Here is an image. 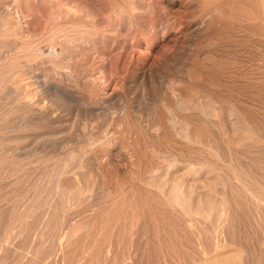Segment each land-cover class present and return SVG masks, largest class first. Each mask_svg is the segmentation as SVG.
Masks as SVG:
<instances>
[{
    "label": "bare ground",
    "instance_id": "6f19581e",
    "mask_svg": "<svg viewBox=\"0 0 264 264\" xmlns=\"http://www.w3.org/2000/svg\"><path fill=\"white\" fill-rule=\"evenodd\" d=\"M29 1L32 2L29 5L32 4L48 5L49 11L43 14V20H42L43 24H41L40 22L38 24V25L40 24L42 25L41 30L38 29L30 30L28 28L29 18L27 19V15L29 13L22 11V8L20 7V3H21L20 0H0V127L8 122L5 121L7 116L9 117L10 115L12 116L17 114L22 118V120L23 118L25 119V117H28L27 119L23 120L24 125L19 126L17 128V131L34 132L40 130V132L34 134L33 138H31L32 144H30L31 145L30 149H27V147H29L28 145L26 147L25 146L21 147L16 144L13 147V149L12 148L9 149L10 146L9 144H11L12 142L17 143L18 141L21 144L23 140H25V136L22 135L6 136L7 134L6 135L4 134L5 135L4 136L3 134H1L0 181L3 179L6 172L8 173L7 171L8 168L4 167V164L6 157L9 155L18 157L24 155L26 151L28 152L31 151L34 152L35 154H39L42 157H44L47 160V162L49 161L50 163L56 162L54 164V166L56 165V167H54L55 169L51 167L52 169L49 170L48 172L44 171L43 175H46L47 180L41 179L42 181L39 180L37 182L38 184L35 183L36 182L35 181L34 182V184H36V186L34 185L35 190L29 194H23V196H21L23 198V201L25 199L27 200V202L25 201L22 204L23 206H17L16 204H14L10 209L7 210L9 211L8 216H5L7 218L3 220L2 218L4 215L3 216L0 215L1 225L2 222H5L4 223L5 225L3 224L4 234L0 238V264L6 261L5 254L6 252L9 251H11L13 254L11 261H9L10 264H51L52 263L50 261L52 256L51 254L55 252L56 246L57 247L60 246L61 244L60 241H62V240L59 241L61 237L58 238L60 236V234L58 236V233L59 232L61 233L60 229L62 228V226L68 225V223H70V220L73 219L75 213L77 214L81 211L86 212L91 209H94L97 204L96 199L98 198L99 192H102L103 189L104 192L106 193H110L113 191L112 183H111V173H110L111 170L113 169V172L116 173L128 172L129 168L132 167L134 164L133 162L134 158L138 160L136 174L132 173L130 177L129 176L127 177L126 182L128 181L129 185L127 190L126 189L125 190L128 191L130 194H132L134 197L138 196L141 198V200H144V202L142 201L143 206L150 209L151 212H153L154 214L156 213L162 215L164 213H167L170 216H172V219H169L170 223L178 222V218L181 213H186L187 216L191 217L192 214H195L197 213V211L200 210L218 212L220 214L222 213V216H224L226 212L228 213V211H230L231 209H236V210L254 209L256 211L264 210V191L262 190L263 188L261 184L258 183V181H256L257 177L254 174L255 171L253 172L248 169L246 170L244 166H242L240 162H236L235 159L232 158L226 159L225 157L226 155L224 153V149H225V151H227L229 154L234 153L233 155L237 156L238 153L243 154L241 150L243 147H245V145L247 147H255L257 144L264 143V137H262L261 135H260L261 137H258L257 135L255 119L251 118L242 111H241L242 113L240 112L239 101L229 100L225 98L219 99L216 97L211 98L210 94H208L209 96H206L205 98L210 99L215 104L217 110L221 111V109L224 108L226 105L228 109L227 111H229L226 117L223 116L221 113L210 114L207 111V106H205L207 104L206 102H204L206 104H201L203 101L199 103L197 100L193 99V97L184 99L181 96V91L178 85H173L171 86L172 89L169 90L171 91L169 93H172L173 96L171 97L163 96L164 99H162L160 95H158V97L162 99V102L164 101L165 104L169 106L168 115L167 116L165 115L164 117L158 115L155 116V114L151 115L153 116L150 123L151 126L149 125L147 127V125L144 126L145 122L144 121L142 122L141 118L138 117L136 114H134L135 112L134 113L132 111H129L128 113L123 112V106L121 105V101L118 98L119 97L118 93L116 97V95H114L113 92H111L112 90L108 91L105 89L104 85L107 84L106 83L104 84L102 80H103V76H106V71H104L105 68L103 70L102 67H105L106 65L100 66L98 71L94 72L93 74H88L83 69V66L87 64V60L89 56H91V54L95 51H98L99 53L100 52L105 53L107 49L110 48L112 49L115 47V49L116 48L119 49L118 56L127 59L129 56L128 55L129 51L128 49H126V46L128 47L132 45L133 40H134L133 43L139 41L137 38L138 35L142 36L143 34H146L150 29L165 31L167 29L166 24H168L171 20L169 19V16L164 14L163 16H161V14L164 13L162 12L161 14H159V16L157 17L155 16L156 18L153 21H151V23L149 24L146 21H144V19L142 18V12L144 11V9L147 11L148 9L146 8L147 7L149 8L151 6H146V4L142 0H120L119 2L123 1L122 4L116 1L115 4L113 3L112 5H110V7L112 6L111 12H109L105 16V19L97 20L94 23L87 25L84 21H86V19L89 18V16H85V18H83L80 22H75V23L59 21L58 19L61 15L60 7L62 0H29ZM110 1L114 2L115 0H110ZM108 2L109 0L107 1V4H109ZM118 3L120 5H123L124 3V5H127V8L129 6L128 11L131 12L132 10V15L128 16L129 14L127 15L121 10V8L119 9ZM107 4L105 3V5ZM93 9L96 8L93 7ZM124 9H126V7ZM67 11L72 15H75L74 12H76V10L75 11L73 10L74 11L73 12L69 8ZM97 11L96 13L94 11L91 14V16L94 17V13L97 14ZM215 11L217 10H214V12ZM261 11L260 12L264 15V8H262ZM10 15L13 16V18L16 20L17 22L16 26L19 28L18 32H15L14 35H12V33H9L10 32L8 31L9 28L7 29V26L10 25L9 23H11L7 20L9 19L8 17H11ZM97 15L99 16V14ZM101 15L104 14L102 13ZM131 19L135 20L136 23L135 28L138 30V31L136 30L137 34L131 25ZM37 20H38V16H37ZM175 20L173 22L171 21L172 23L168 27H173V25L175 24ZM198 24L199 26L194 25L196 28L195 27L194 29L190 28V30L199 31L202 30L203 28L205 29V27L207 26H210L212 24L210 14L207 13L206 15H204V17L201 19L200 23ZM187 26L185 28H187ZM71 30L74 31L72 32V35L67 33L68 31ZM189 31L188 33L193 32V31L190 32ZM122 32L124 33L123 35ZM10 34L13 37H16V35L19 36L24 35L23 36L24 38L22 37L24 40H22L20 43L18 41L19 38L17 37L14 39L18 41L17 42L18 44L16 43V41H14V44H11L10 42L11 40L13 42V39L9 38L11 37ZM4 36H9L8 37L9 40L11 39L10 42H7L6 41L7 37L4 38ZM135 37L137 41H135L136 40L134 39ZM129 48H131V46ZM74 57L78 61L76 66L72 65V62L74 61L73 60ZM104 62L102 61V64ZM31 64L35 65L38 68L39 66L40 68H43L47 65L46 67L50 66L51 68L56 69L57 68L56 66H61L60 70L59 68H57L56 70L60 74L58 76L56 75L57 78L53 75L55 79L53 80L52 85L48 86L49 81L47 82L48 85L44 81L47 76L43 77L44 73L42 74L43 76L41 77L44 78L42 82L41 77L40 76L38 77L36 75L39 69L37 70V72H35L36 70L33 69L34 66H31ZM102 64L100 61V65ZM128 64L130 65L131 63ZM149 64L146 65L144 64V66L141 65L142 69L137 74L141 80L144 79L146 73L151 72L152 63L150 65ZM8 66L11 68H9ZM229 67H231V65ZM233 67H231V69ZM237 68L239 67L237 66ZM231 69H228L229 71L226 76L229 75ZM16 71L18 73H15ZM53 71L55 72V70ZM241 71H243V69ZM234 72L238 74V72L236 71ZM19 73L21 74L22 78L26 77V80L28 82H31L29 84L31 85V87L32 86L34 87V91L36 92V94L41 96L44 100L48 102L49 104L48 106L50 108L47 107L46 109H50L51 111L53 107L54 108L57 107L59 109H63L64 111L62 110V112H66L65 115L60 116L59 114H57L55 118H50L51 112L42 113L41 112L42 110L38 109L39 107H35V103L33 104V102L26 101L28 95L25 96L24 93L22 95L21 92L24 91L25 87H23V91H20L21 94L16 89L17 87L16 88L13 87L16 90H12L11 88L9 89L7 88V86H4L6 87L7 91L5 88L2 87L4 89L3 91L1 88V82H3L4 85L6 84L3 79L7 80L10 76H13L12 79H15L14 78V76H16L15 74H19ZM152 73L153 72H151V74ZM255 74L258 73L254 72L253 75ZM12 79L11 80L8 79V80L12 81ZM38 80L42 83H38ZM157 80L159 82L158 86L160 92L164 91L163 95L167 94L166 91L167 89L165 87L166 85L164 84L165 79L163 77H160L159 75L157 77ZM70 83H71V87L77 89L78 91L80 90L82 94H86L90 89L93 88H97L99 90V91L97 90L98 95H96V97L94 98L95 99L94 102H92V105L97 106V110L89 109L87 111L86 109L79 108V111H81V116L84 118H91L92 116H102L105 127L102 130L100 138H97L93 135L92 129L89 130V134L85 136H83L84 134L82 136H79V138H77L76 136L75 138L76 145L73 144L74 147L70 152H68L70 153L69 155L70 159H67V157L66 159H63V157L65 156L64 148H63V144H64L63 135L66 131L74 130L77 126L76 120H74V122L69 123L68 121L69 118L66 119L67 118L66 116L72 111L73 108L71 106L72 103L77 102L73 94L74 91H72L69 87ZM27 85L28 84H26V88L28 89ZM26 88H25L26 91L25 93H27ZM33 95L34 97L36 96L35 94ZM170 98L173 99L174 101L173 106L169 104L171 102L169 100ZM85 102L87 103V100ZM114 105H117V107H115ZM43 112L45 111L43 110ZM177 113L186 116V118L184 119H182L181 117L179 118ZM124 121L126 123L123 126ZM217 121L218 124L224 126L227 132L231 135L233 140L232 144L228 142L224 143L222 141H218L215 134L210 129L209 125H216ZM190 122H198V124L200 125L203 124L206 127L208 126L207 127L208 129L204 127L205 130L207 129L208 131H210L209 133L206 132L204 134L206 135V139L205 138L202 139L200 134L194 132V130H191L192 125L190 124ZM133 126L135 128H133ZM163 140L169 142V146H167L168 144L164 146L165 143L163 142ZM196 142L202 144V147L200 148L201 149L200 152L201 153L206 152L208 154L207 155L208 158H206L205 156H198L199 150L194 149ZM78 144H80V146L78 147L85 146V149H82V152L77 150L76 147ZM114 149H117L118 152L124 158V164L122 167L112 164V161L110 160V153ZM255 151H257V149ZM209 156L215 158L217 162L216 163L210 162ZM54 158L57 159L58 161H55ZM87 164L89 165V167L91 165L92 167L91 171H93L94 177L92 176L93 174L89 172L90 170L88 172L85 171V168L86 169L88 168L86 167ZM23 168L21 169L23 170ZM28 174L29 173L22 174L20 171H18L17 173L13 172L12 175L14 176H12L11 180L8 179L9 181L7 182L10 183V185H17L22 181L23 178H26L23 175L28 176ZM211 174L214 175L211 176ZM40 175H38L39 179L41 178ZM64 178H66L69 181L68 182L69 185L66 184L67 180L66 182L62 181L64 180ZM202 179L203 180L210 179L208 181L211 182L212 184L210 187L211 193L204 194L203 192H201L203 195H205V197L203 201H197L194 200V196H193L194 193L198 191V188L195 184L196 182ZM24 182L22 184H24ZM62 182L65 183L66 186L63 185ZM98 184H100L103 188L100 186H99L100 188H97ZM1 186L2 184L0 183V187ZM95 187H96L95 190L96 193L94 191ZM120 188L119 189L115 188V189L120 192L121 191ZM28 191H30V189ZM140 203L141 202H139V205ZM139 205L138 207H140ZM2 210L3 208L0 209V213L2 212ZM188 221H189V225H191L192 220L190 219ZM159 222H161V220ZM156 223H154L155 224L154 226L159 225ZM132 226H134L133 223L130 226L131 228H128L130 229L129 231L130 236L132 233L131 232ZM153 229L156 228L154 227ZM145 230L147 231V229ZM146 231L143 230L144 235L147 234L148 236V233ZM156 231H160V228ZM153 234H154L153 238L154 237L155 238L152 239L150 236L147 237L145 242L143 240L144 243L141 244L140 247L139 245L136 246L137 250L139 247L140 250L138 251H149L150 253L152 252L157 255L169 253L168 249L170 248L169 245L170 242H168L169 244L167 245L169 246L167 247L164 246L165 244L163 243L164 241L170 239L165 238L166 240H164L161 239V237L160 238L157 237L155 233ZM170 235H173V233ZM173 236H175V234ZM148 238L152 239L153 241L152 240L148 241ZM171 238L174 240V237ZM155 239H160L159 240L160 243L158 242V240L154 241ZM54 240H56V244ZM136 240L142 242V240L140 239L138 240V238ZM108 242L109 241H107V243ZM172 243H176V242L174 241ZM174 245L175 244H172V246ZM220 245H221V241H219L216 246L218 247ZM175 246L174 248H176ZM170 249L173 250L174 253V249L172 248ZM123 250H128V248L125 247ZM126 253H127L126 251L125 252L123 251L122 252L123 256L126 255ZM140 253L143 252H139V254ZM229 264H235V263H229Z\"/></svg>",
    "mask_w": 264,
    "mask_h": 264
},
{
    "label": "rangeland",
    "instance_id": "374dc122",
    "mask_svg": "<svg viewBox=\"0 0 264 264\" xmlns=\"http://www.w3.org/2000/svg\"><path fill=\"white\" fill-rule=\"evenodd\" d=\"M62 1L60 7L61 15L58 19L59 21L75 23V22H80L83 18H85V16H89V18H87L88 20L86 19V21L84 22L87 25H90L97 20L105 19V16L109 12H111L112 6L110 7V5H112L113 3L115 4L116 1L119 2L120 0H115L114 2L109 0L108 2L109 4H107L108 0H103V1L102 0H98V1L62 0ZM142 1L146 4V6H151L149 8H152L149 9L147 7L146 9L148 10L146 11L144 9L143 11L144 13L142 12V18L144 19V21L150 24L151 21H153L157 16H159V14L164 12L161 14V16H163L164 14L169 16V19H171L170 22L166 24L167 29L165 31L150 29L146 34H143L142 36L138 35V37L136 36L139 41H137L135 37L134 39H136L135 41L137 42L133 43L134 42L133 40L132 45H130L129 42L128 44L131 46V48H129L130 46L128 47L126 46V49H128L129 51L128 52L129 56L127 59L119 57L118 56L119 49L118 48L115 49V47L112 49L111 48L107 49L105 53H101V52L99 53L98 51L93 52L87 60L86 65L88 66L86 65L83 66L84 71L88 74H93L94 72L98 71L100 66L106 65L105 67H102L103 70L105 68L104 71H106V76H103V80H102L104 84L105 83L107 84L104 85L105 89L108 91L112 90L111 92H113V94L116 95V97L118 93L119 96L118 98L120 99L121 105L123 106V112L124 113H128L129 111H132L133 113L135 112L134 114L140 117L142 122L143 121L145 122L144 126L147 125L148 127L150 125L153 117L151 115L153 114H155V116L158 115L163 117L165 115L166 116L168 115L169 106L165 104L164 101L162 102V99H164L163 96L165 97L173 96L172 93H169L171 92L169 90L172 89L171 86L178 85L181 91V96L184 99L193 97V99L197 100L199 103L203 101L201 104L207 103L205 106H207V111L210 114L221 113L223 116L226 117L229 111H227L228 109L226 105L224 108L221 109V111L217 110L215 104L210 99L205 98L206 96H209L208 94H210L211 98L216 97L219 99L225 98L229 100L239 101L240 112L242 111L251 118L255 119L257 135L258 137L261 136L264 137V123H263L264 122V15L262 14L263 12L261 11V9L264 8L263 7L264 2H262L264 0H149V1L142 0ZM20 2H21L20 7L22 8V11L29 13V14L27 13L28 14L27 19L29 18L28 28L30 30L33 29L41 30L42 27L41 24H43L42 21L43 14L49 11L48 5L45 4L29 5L32 3L29 0H20ZM103 2H105L107 5H105V3ZM122 2L123 1L119 3L122 4ZM119 3H118L119 9L121 8V10L125 14L127 15L129 14L128 16H131L132 10L131 12L128 11L129 6L127 8V5H124V3L123 5H120ZM124 6L126 7L127 11L126 9H124L125 8ZM93 7H95L96 9H93ZM40 8L41 9L43 8L45 11L43 9L41 10ZM68 8L71 11L76 10V12L74 11L73 12L75 13V15L76 14L77 15L75 16L69 13L67 11ZM92 9L95 11V13L97 10L100 11V12L97 11V14H99V16L95 13H94L95 18L91 16V14L94 12ZM214 10L217 11L214 12ZM102 13L104 15H101ZM207 13L210 14L212 24L210 26L205 27V29L203 28L202 30L199 31L190 30V28L194 29L195 27L194 25L199 26L198 23H200L201 19ZM37 16H38V20H37ZM8 18L9 19L7 20L11 23H9L10 25L7 26V29L9 28L8 29V31H10L9 33H12V35H14V33L18 32L19 30V28L16 26L17 22L13 18V16ZM174 20H175V24L173 25V27H168ZM39 22L41 23L40 25H38ZM135 24H136L135 20L131 19V25L137 34L138 30L135 28L136 27ZM186 26L187 28H185ZM189 30L193 32H190ZM188 31L190 33H188ZM72 32L74 31L71 30L68 31L67 33L72 35ZM123 34L124 33L122 32V35ZM12 35L11 37L4 36V38L7 37L6 39L7 42H10V40L13 39V42L12 40L10 42L11 44H14V41H16L14 38L17 37L20 39V40L18 39L20 43L22 40H24L23 39L24 35L22 36L16 35V37H13ZM8 37L11 39L9 40ZM18 41H16V43ZM75 59L76 58L74 57L73 58L74 61L72 62L73 66H76L78 62L77 59L76 60ZM100 61L101 64L102 61L105 62L102 65H100ZM126 62L131 64L129 65ZM149 63L153 64V65L151 64L152 66L151 72L153 73L152 74L151 72L146 73L144 79L141 80L137 74L140 72L144 64L146 65ZM133 65L139 68L136 67L137 68L136 70V68ZM230 65L231 67L234 66L235 68L233 67L234 69L233 68L231 69V67H229ZM31 66H34L33 69L36 70L35 72H37V70L39 69L38 72L36 73L38 77L39 76L41 77L43 75H44L43 77L45 76L48 77V78L46 77V79L44 80L46 84L49 81L48 82L49 85L47 84L48 86L52 85L55 77L57 78V76L60 74L58 73V71H56L57 68H59V70L61 69V66H56L57 67L56 69H53L50 66L46 67L47 65L43 68H40V66L38 68L32 64ZM237 66L239 68H237ZM228 69H231V72L229 73L228 76H226L229 71ZM242 69L243 71H241ZM254 69H256L257 71ZM53 70H55V72ZM233 70L238 72V74L235 73ZM254 72L258 74L253 75ZM15 73L18 72L16 71ZM15 75H16L14 76L15 79H12L13 76H10L11 78L10 77L8 78L10 80L12 79V81L8 79H7L8 81L6 79H3L6 84L4 85V83L1 82V88L3 87L6 89V87L4 86H7V88L9 89L11 88L12 90L17 89L18 92L20 93V91H23V87L26 88V84H28L27 85L28 89L26 88L28 94L25 93L26 92L25 88L24 91L21 92L22 95L23 93L25 96L28 95L26 101L33 102V104L35 103V107H39L38 109L42 110L41 111L42 113L51 112L50 118H55L57 114H59L60 116L65 115L66 112H62L63 109H59L57 107L56 108L53 107L51 111L50 109H46L47 107H49L48 102L44 100L41 96L36 94V92L34 91V87L33 86L31 87V85L29 84L31 82H28L26 80V77H23L24 78L23 79L20 73ZM159 75L160 77H163L165 79L164 84L166 85L165 87L167 89L166 90L167 94L165 95H163L164 91L161 90L162 92H160L158 86L159 82L157 80V77ZM43 77H41L42 82L44 79ZM250 77H252L253 79ZM42 82L38 80V83H42ZM13 87L14 88L17 87V88L14 89ZM69 87L72 91L75 92V93L73 92V94L77 102L72 103L71 105L73 107L72 111L69 114L67 113L68 115L66 116L67 117L66 119L69 118L68 119L69 123L74 122V120H76L77 126L74 130H68L63 135L64 138L63 148L65 153L63 159H66V157L67 159H70L69 156L70 153L68 152H70L74 147V145H76V140H75L76 136L77 138H79V136H82L83 134H84L83 136H85L89 134V130L92 129L93 135L97 138H100L102 130L105 127L102 116H92L91 118H84L81 116V111H79V108L86 109L87 111L89 109L97 110V106L92 105V102H94L95 100L94 98L96 97V95H98L99 90L97 88H93L90 89L86 94H82L80 90L78 91L77 89L71 87V83L69 84ZM3 88L2 90L4 91ZM33 94H35L37 97L36 96L34 97ZM158 95H160L162 99H160ZM84 100L85 101L87 100V103ZM169 100L173 102V103L171 102L169 103L170 105L173 106L174 104L173 99L170 98ZM82 101H84L85 103ZM114 106L117 107V105ZM43 110L45 112H43ZM177 114L179 118L180 117L182 119L186 118V116L184 115H181L179 113ZM27 118L28 117H25V119ZM25 119L23 118V120ZM23 120L17 114L12 116L10 115L9 117L7 116L5 119V121L8 122L0 127V136L1 134L3 135L7 134L6 136H21V135L25 136V140H23L21 144L19 141L17 143L12 142L11 144H9L10 145L9 149L11 148L13 149L15 144L21 147L22 146L26 147L28 145L29 147H27V149H30L31 148L30 144H32L31 138H33L34 134L40 132V130L34 132L17 131V128L19 126L24 125ZM126 122L124 121L123 126L125 125ZM190 124L192 125L191 130H194V132L200 134L202 139L204 138L206 139V135L204 134L206 132L207 133L210 132L207 130L208 126L206 127L203 124L200 125L198 124V122H190ZM204 127L207 129L205 130ZM209 127L212 130V132L215 134L218 141H222L224 143L228 142L230 144L233 143L231 135L227 132L224 126L218 124V121L216 125H209ZM133 128L135 127L133 126ZM163 142L165 143L164 146H166L167 144H168L167 146H169V142H166V140H163ZM78 146H80V144H78L76 147L77 150L80 152H82V149H85V146L84 147L83 146L78 147ZM201 147H202L201 143L199 142L195 143L194 149L199 150V151L197 150L198 156H205L206 158H208L207 157L208 154L206 152L205 153L200 152ZM256 149L257 151H255ZM241 151L243 154L238 153L239 155L237 154V156H235L233 155L234 153L229 154L224 149L226 159L229 158L235 159V161L240 162V164L244 166L246 170L248 169L253 172L255 171L254 174L257 177L256 181H258V183L261 184L263 188L262 190L264 191V143L257 144L255 147H247L245 145V147H243ZM24 155L18 157L9 155L6 157L4 167L8 168L7 170L8 173L6 172L3 179L0 181V183L3 186L0 187V209L3 208V210H5V211L2 210V212L0 213V215L2 216L4 215L2 220L7 218L5 217L8 216L9 213V211L7 210L10 209L14 204H16L17 206H23L22 204L25 201L27 202V200L25 199L26 197L24 198L25 200L23 201V198L21 196H23V194H29L35 190L34 189L36 186V184H34L35 181H36L35 183H37L41 179L42 180L46 179V175H43L44 171L48 172L49 170L52 169L51 167H53V169H55L54 167H56V165L54 166L56 162L54 163L51 162L53 164L52 165L50 161L47 162V160L44 157H42L39 154H35L34 152L26 151ZM209 157H210L209 158L210 162L213 163L217 162L216 159L213 158L212 156ZM110 160L112 161V164H115L119 167H122L124 164V158L118 152L117 149L111 151ZM55 161L58 160L55 159ZM133 162L134 164L132 167L129 168L128 172H121L122 173L121 174V173L113 172L112 169L110 173H111V183H112L113 191L110 193H106L104 192L103 189L102 192H99L98 198L96 199L97 204L94 209H91L86 212L81 211L77 214L75 213L73 219L70 220V223H68V225L66 226H62V228L60 229L61 233L60 232L58 233V236L60 234L58 238L61 237L59 241L60 240L62 241H60L61 242L60 246L57 247L55 245L56 250L53 254H51L52 255L50 260L52 262L51 264H139V263L140 264H191V263L192 264H229V263L264 264V210L256 211L254 209H249V210L231 209L230 211H228V213L226 212L224 216H222V213L220 214L218 212L200 210L197 211V213L192 214L191 217L187 216L186 213H181L179 215L178 222L170 223L169 219H172V216H170L167 213H164L162 215L155 213L157 216L156 217L155 214L151 212L150 209L143 206L142 203L144 202V200H141V198L138 196H135L136 197L135 198L132 194L126 191L129 185L128 181L126 182L127 177L128 176L130 177L132 173L136 174V170L138 166V160L136 158H134ZM86 167L88 168L87 169L85 168V171L88 172L90 170L89 172L93 174V171H91L92 170L91 165L89 167V165L87 164ZM21 168H23V170ZM18 171H20L22 174H27V173L29 174L28 176L23 175L26 178H23L19 184L10 185V183H8L7 181L11 180L12 176H14L12 175L13 172L17 173ZM38 175H40L41 177L40 179ZM213 175L214 174H211V176ZM92 176L94 177V174ZM66 180L67 179L64 178V180L62 181L66 182ZM208 180L210 179H205V180L202 179L196 182L195 185L197 186L198 191L195 192L193 195L194 200L203 201L205 195H203L201 192H203L204 194L211 193L210 187L212 184ZM24 181H26L27 183ZM23 182L24 184L25 183L26 184L25 185L22 184ZM68 182L69 181L67 180L66 183L67 185H69ZM62 184L66 186L65 183L62 182ZM99 186L102 187L100 184H98L97 188H100ZM115 188L117 189L120 188L121 191L119 192ZM29 189L30 191H28ZM95 190L96 187L94 188V191ZM127 197H129L130 199ZM139 202H141L140 205ZM138 205L140 207H138ZM190 219L192 220L191 225H189V221H188ZM160 220L161 222H159ZM153 222L154 223L157 222L156 224L159 225L154 226L155 224ZM4 223L5 222H2V225L0 223V238L4 234V225H5ZM132 223L134 224V226H132V230H131L132 233L130 236L129 235L130 229L128 228H131L130 226ZM154 227L156 229H153ZM159 228L160 231L162 230L161 232L163 234L160 231H156ZM142 229L144 231H146L145 229H147L146 232L148 233V236L147 234L144 235ZM151 233L152 234L155 233L157 237L159 238L161 237V239L164 240L170 239L166 241L163 240L164 243L163 242L161 243L165 244L164 246L166 247L170 245V248L174 249V253L173 250H171L169 247H168L169 253L167 254L165 253L161 255H157L152 252L150 253L149 251H138L140 250L139 249L140 245L145 242L147 237L150 236L152 239L155 238V237L153 238L154 234L152 235ZM172 233L173 235L175 234V236L170 235ZM165 235L167 237L169 235L171 237H174V240L170 236H169L170 238L169 237L167 238ZM137 238L138 240L139 239L142 240V242L137 241L136 240ZM152 239L148 238V241ZM156 240H158V242L160 243L159 241L160 239H155L154 241ZM107 241L109 242L107 243ZM174 241L176 243H172ZM219 241H221L220 246L222 247L216 246ZM54 242L56 244V240H54ZM168 242H170V244ZM172 244L175 245L177 244L176 246L174 245L176 248H174ZM138 245L139 247L137 250L136 246ZM125 247H127L128 250H123ZM123 251L127 252L126 255L124 256L122 254ZM139 252H143V253L139 254ZM12 255L13 254L11 251L6 252L5 254L6 261H4L5 263L3 262L2 264H10L9 261H11Z\"/></svg>",
    "mask_w": 264,
    "mask_h": 264
}]
</instances>
